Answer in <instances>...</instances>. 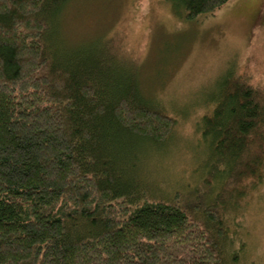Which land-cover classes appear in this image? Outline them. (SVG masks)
I'll return each instance as SVG.
<instances>
[{"label":"trees","instance_id":"obj_1","mask_svg":"<svg viewBox=\"0 0 264 264\" xmlns=\"http://www.w3.org/2000/svg\"><path fill=\"white\" fill-rule=\"evenodd\" d=\"M68 1L0 0V264H241L222 194L264 179V91L219 85L200 128L223 191L194 210L139 179L177 120L103 53L61 50ZM165 1L193 21L232 0Z\"/></svg>","mask_w":264,"mask_h":264},{"label":"rangeland","instance_id":"obj_2","mask_svg":"<svg viewBox=\"0 0 264 264\" xmlns=\"http://www.w3.org/2000/svg\"><path fill=\"white\" fill-rule=\"evenodd\" d=\"M56 27L62 51L103 53L177 120L165 145L142 146L139 179L162 193L177 187L194 210L221 197L224 176L208 175L212 157L200 122L212 114L218 87L232 73L264 91V0H232L193 21L165 0H69ZM229 191L222 198L231 203L236 257L264 264V179L235 208Z\"/></svg>","mask_w":264,"mask_h":264}]
</instances>
